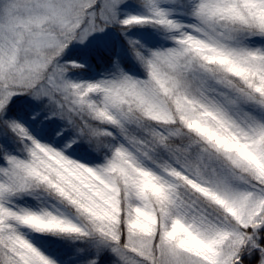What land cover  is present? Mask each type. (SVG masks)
Here are the masks:
<instances>
[{"label":"snow or ice","instance_id":"obj_1","mask_svg":"<svg viewBox=\"0 0 264 264\" xmlns=\"http://www.w3.org/2000/svg\"><path fill=\"white\" fill-rule=\"evenodd\" d=\"M0 264H264V0H0Z\"/></svg>","mask_w":264,"mask_h":264}]
</instances>
